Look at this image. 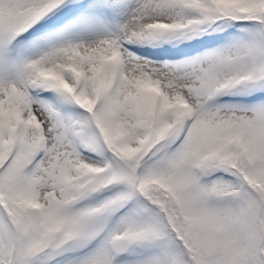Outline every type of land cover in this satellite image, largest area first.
Masks as SVG:
<instances>
[{"label":"snow or ice","instance_id":"1","mask_svg":"<svg viewBox=\"0 0 264 264\" xmlns=\"http://www.w3.org/2000/svg\"><path fill=\"white\" fill-rule=\"evenodd\" d=\"M0 264H264V0H0Z\"/></svg>","mask_w":264,"mask_h":264}]
</instances>
